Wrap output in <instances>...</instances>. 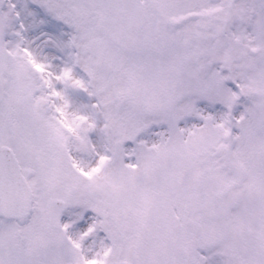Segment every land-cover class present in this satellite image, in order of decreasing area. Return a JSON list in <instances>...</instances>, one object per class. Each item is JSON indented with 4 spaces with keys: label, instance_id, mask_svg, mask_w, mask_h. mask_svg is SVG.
<instances>
[{
    "label": "snow or ice",
    "instance_id": "snow-or-ice-1",
    "mask_svg": "<svg viewBox=\"0 0 264 264\" xmlns=\"http://www.w3.org/2000/svg\"><path fill=\"white\" fill-rule=\"evenodd\" d=\"M0 264H264V0H0Z\"/></svg>",
    "mask_w": 264,
    "mask_h": 264
}]
</instances>
